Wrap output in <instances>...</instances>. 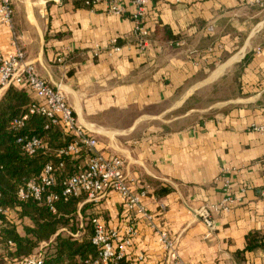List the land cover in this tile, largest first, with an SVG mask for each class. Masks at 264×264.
<instances>
[{
	"label": "crops",
	"instance_id": "0c3cea01",
	"mask_svg": "<svg viewBox=\"0 0 264 264\" xmlns=\"http://www.w3.org/2000/svg\"><path fill=\"white\" fill-rule=\"evenodd\" d=\"M250 1L150 0L152 35L142 48L130 15L113 17L80 0H13L28 61L64 93L99 152L124 161L131 189L146 193L155 227L170 234L186 264H264L263 249L245 252L249 236L264 240V135L253 131L264 127V10ZM10 39L0 24L5 56ZM216 92L213 105H193ZM227 197L233 204L214 216L210 232L195 211ZM93 215L122 237L130 225L115 193ZM135 229L126 261L165 264L154 231L144 222Z\"/></svg>",
	"mask_w": 264,
	"mask_h": 264
},
{
	"label": "built area",
	"instance_id": "2783aa9c",
	"mask_svg": "<svg viewBox=\"0 0 264 264\" xmlns=\"http://www.w3.org/2000/svg\"><path fill=\"white\" fill-rule=\"evenodd\" d=\"M127 1L132 8L131 13L125 6ZM149 4L150 0H88L85 6L92 9L102 5L108 15L113 17L130 15L133 24L132 35L142 48H146L152 35L148 26ZM248 5L264 10V0H251ZM0 24L9 31L11 36L10 53L5 56L0 51V94L11 86H15L28 90L29 94L35 97L28 111L13 121L12 129L20 133L32 118L46 119L74 139L72 143L57 152V157L59 159L85 158L84 166L77 174L65 181L62 191L53 192L57 183L55 168L47 165L37 181L30 182L26 188L19 191L18 199L22 202L33 201L45 204L55 214V206L59 202L68 203L73 199L85 197L80 206L82 208L88 204H99L111 193H115L123 201V208L130 225L122 237L118 232L108 229L98 217L92 219L94 228L92 244L98 251V258L94 264L125 262V249L131 247L133 240L137 237L135 225L139 222L146 223L154 231L165 252V264H186L180 260L177 244L170 234L155 227L153 217L143 205L147 197L146 193L131 189L124 174V161L119 157L99 152L97 139L80 124L73 109L67 104L64 93L41 78L34 65L28 61L14 29L13 0H0ZM209 31L212 32L213 29ZM173 45L179 48L183 44L179 42ZM112 47V51L116 53L121 51L117 47V41L112 42ZM218 50H222V47H218ZM215 52L216 48H211L208 50V55H213ZM58 62L64 64L66 58L63 57ZM253 131L264 135V127H256ZM17 145L29 158L45 149L43 141L34 136H19ZM229 187L230 182L225 179L226 193L230 192ZM232 204L233 201L227 197L219 205L195 211V216L206 225L210 232H214L216 230L214 216L229 212ZM9 215V212L0 206V216L8 217ZM70 236L77 240L80 238V233L70 234ZM46 247L48 244H43L33 256L15 264H44ZM127 264H146V260L144 257H139L135 262H127Z\"/></svg>",
	"mask_w": 264,
	"mask_h": 264
},
{
	"label": "trees",
	"instance_id": "16d2710c",
	"mask_svg": "<svg viewBox=\"0 0 264 264\" xmlns=\"http://www.w3.org/2000/svg\"><path fill=\"white\" fill-rule=\"evenodd\" d=\"M86 1L80 0L83 6ZM33 103L28 90L15 86L8 88L0 99V206L15 214L18 221L16 224L0 216V264L21 262L33 256L43 244H48L44 264H94L98 258L92 244L95 204L80 208L85 197L59 202L54 214L45 204L18 199L19 191L37 181L47 165L55 168L57 183L53 192L58 193L65 181L85 164V158L57 157V152L74 139L46 119L32 118L20 133L12 129L13 121L23 116ZM21 135L39 138L45 149L32 158L25 156L17 145ZM77 233H80L77 240L70 236ZM247 243L245 252L264 250V240L257 235L249 236Z\"/></svg>",
	"mask_w": 264,
	"mask_h": 264
},
{
	"label": "rangeland",
	"instance_id": "374dc122",
	"mask_svg": "<svg viewBox=\"0 0 264 264\" xmlns=\"http://www.w3.org/2000/svg\"><path fill=\"white\" fill-rule=\"evenodd\" d=\"M261 10V9H260ZM261 28H264V15H262L260 18H259V26H258V29H261ZM234 57H237V55H235ZM240 57V56H239ZM229 92V89L228 88H226V92L225 93H223V94H220L221 95V98L223 99V97H225L224 95H227V93ZM218 94H217V92L216 93H214L213 94V96L211 95V96H209V97H207V99L205 100H201V99H198V100H195L194 101V103H193V105L194 106H198V105H202V103H209L210 105H213V103H215V102H217L218 101V96H217ZM8 220H10V221H12V222H14V223H18V221H17V217H16V215L15 214H10L9 216H8Z\"/></svg>",
	"mask_w": 264,
	"mask_h": 264
}]
</instances>
